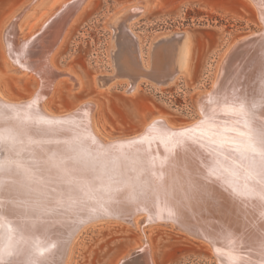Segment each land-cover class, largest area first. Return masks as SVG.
Segmentation results:
<instances>
[{
	"label": "bare ground",
	"instance_id": "1",
	"mask_svg": "<svg viewBox=\"0 0 264 264\" xmlns=\"http://www.w3.org/2000/svg\"><path fill=\"white\" fill-rule=\"evenodd\" d=\"M33 1L19 2L0 23L5 66L39 79L26 99L0 91V264H66L78 234L101 220L171 226L205 242L215 264H264V0H248L259 32L222 54L211 88L196 98L198 119L175 126L150 118L131 135L109 138L94 123L91 101L58 114L44 106L66 74L50 54L86 0L45 5L25 32L19 23ZM129 8L130 19L143 9ZM165 39L173 79L186 69L188 36ZM129 81L128 92L138 86ZM117 264H154L147 241Z\"/></svg>",
	"mask_w": 264,
	"mask_h": 264
},
{
	"label": "rangeland",
	"instance_id": "2",
	"mask_svg": "<svg viewBox=\"0 0 264 264\" xmlns=\"http://www.w3.org/2000/svg\"><path fill=\"white\" fill-rule=\"evenodd\" d=\"M22 1L0 0V23ZM55 2L33 1L19 28L28 32L47 12L43 7ZM135 5L143 9L130 19L136 9L129 8V13L126 8ZM71 20L50 54L52 67L66 74L57 77L44 106L58 114L91 101L96 106L94 123L108 138L131 135L150 118L160 117L175 126L198 119L196 98L211 88L222 54L231 43L256 35L260 28L248 0H86ZM176 32L188 36L189 59L185 71L169 79L164 42ZM5 63L0 42V91L10 100L28 98L38 77L14 72ZM135 71H142L131 75L138 86L128 92L130 77L123 74ZM96 77L111 81L101 87ZM74 241L66 264H117L144 241L154 264H215L205 242L160 223L141 229L139 224L101 220L87 225Z\"/></svg>",
	"mask_w": 264,
	"mask_h": 264
},
{
	"label": "water",
	"instance_id": "3",
	"mask_svg": "<svg viewBox=\"0 0 264 264\" xmlns=\"http://www.w3.org/2000/svg\"><path fill=\"white\" fill-rule=\"evenodd\" d=\"M170 78V77H169ZM131 79V78H130ZM132 80V79H131ZM134 81H136V79L135 80H132V82H134ZM164 82V81H163Z\"/></svg>",
	"mask_w": 264,
	"mask_h": 264
}]
</instances>
